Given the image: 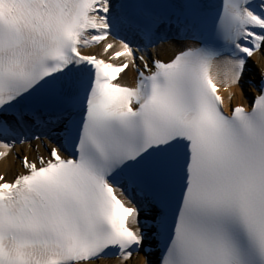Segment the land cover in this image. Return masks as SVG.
<instances>
[{
    "label": "snow or ice",
    "instance_id": "snow-or-ice-1",
    "mask_svg": "<svg viewBox=\"0 0 264 264\" xmlns=\"http://www.w3.org/2000/svg\"><path fill=\"white\" fill-rule=\"evenodd\" d=\"M257 54L264 0H0V264H264Z\"/></svg>",
    "mask_w": 264,
    "mask_h": 264
},
{
    "label": "bare ground",
    "instance_id": "bare-ground-1",
    "mask_svg": "<svg viewBox=\"0 0 264 264\" xmlns=\"http://www.w3.org/2000/svg\"><path fill=\"white\" fill-rule=\"evenodd\" d=\"M157 48L159 50H161V52L164 51V54H166V55H163V53L160 52L158 56L159 57L161 56L165 60L174 52V49L171 48V46H169L167 44L159 45ZM99 50H100L99 46H96V47H93V48H85L84 49V53L85 54H98ZM253 60H254V62L257 63L259 68L264 67V56H261L260 54H257V56H255ZM131 74H132V71L127 69L126 73H122L121 76L123 78H125V77L130 76ZM246 74H248V73H246ZM233 91L236 92V95H235V98L231 101L232 105H236V104L242 103V102H244V100H246V95H245L244 90H243V98L241 97L239 89H234ZM223 96H225V105L227 106L228 103H229V101L227 100V93H223ZM39 149H41V148L39 147ZM30 150H31V148H29V145L26 144L23 147L22 152H23L24 155H27L28 151H30ZM15 151H16V153H18V149L15 150ZM18 171H21L20 163L15 159L14 155L12 154V152L6 159H0V173H4L5 175L6 174L8 175V174H10L12 172H18ZM118 261L119 260H116V259H110V260L107 261V263L115 264ZM139 263H140V261H139Z\"/></svg>",
    "mask_w": 264,
    "mask_h": 264
},
{
    "label": "rangeland",
    "instance_id": "rangeland-1",
    "mask_svg": "<svg viewBox=\"0 0 264 264\" xmlns=\"http://www.w3.org/2000/svg\"><path fill=\"white\" fill-rule=\"evenodd\" d=\"M242 84H243V81H242ZM243 90H244L245 94L248 93V90H247V88H245L244 85H243ZM137 261H139V257H138V256H136V262H137Z\"/></svg>",
    "mask_w": 264,
    "mask_h": 264
}]
</instances>
